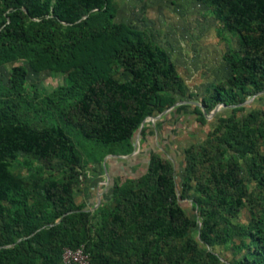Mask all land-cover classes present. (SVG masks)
<instances>
[{
    "label": "trees",
    "instance_id": "obj_1",
    "mask_svg": "<svg viewBox=\"0 0 264 264\" xmlns=\"http://www.w3.org/2000/svg\"><path fill=\"white\" fill-rule=\"evenodd\" d=\"M196 1L211 10L219 37L239 39L224 55L229 76L186 112L204 125L216 106L229 111L184 149L182 189L194 182L198 236L177 195L175 162L160 151H150L143 173L115 181L94 212L74 197L76 164L131 154L133 134L147 136L144 120L186 93L166 50L116 21L115 0H0V68L23 61L7 85L0 78V264H64L63 248L81 244L89 264H264V104L239 114L252 96L264 102V0ZM24 63L65 73L66 82L29 97ZM18 152L58 160L68 175L18 177L9 169ZM247 204L248 222L234 224ZM234 236L244 253L224 261L212 247Z\"/></svg>",
    "mask_w": 264,
    "mask_h": 264
},
{
    "label": "rangeland",
    "instance_id": "obj_2",
    "mask_svg": "<svg viewBox=\"0 0 264 264\" xmlns=\"http://www.w3.org/2000/svg\"><path fill=\"white\" fill-rule=\"evenodd\" d=\"M117 11L115 20L122 21L128 25L148 31L153 41L158 46L163 47L174 62L178 72L183 77L187 86L184 95L177 93L176 103L173 107L182 104L185 111L191 112L194 103L201 100L207 87L224 80L229 76L230 70L226 65L224 55L230 50H238L239 39L234 33H226V38L217 35V22L211 10L204 4L196 0H115ZM8 63L0 68V78L7 85L10 68L14 64ZM27 69V93L32 97L38 93L43 97L49 94L58 85L65 84L66 74L45 70L34 72L28 65L24 63ZM263 101H258L255 96L246 100L245 111L239 113L246 114L250 108L262 107ZM165 109L161 113L149 116L145 119L144 124L148 130L151 128L152 134L142 137L137 131L133 134V149L136 148L134 158L140 164L134 171L128 172L122 169V161L124 158H118L117 169L114 173L123 181L126 176L135 177L143 173L146 169L150 151H160L175 162V182L177 195L182 203L186 213L197 221V226L193 228L192 233L198 236L200 220L199 214L192 207L196 193L193 191L194 182L190 191H183V168H184V149L189 146L197 147L206 139L207 132L214 128L218 123L217 118L224 114H228V110L219 107L217 112L214 109L207 114L206 124H201L197 120L194 113L186 114L187 120L179 128L177 123V115L175 108ZM147 130V131H148ZM146 138V140H145ZM108 155L102 161L109 159ZM19 160H10L9 169L16 176L30 179L33 175L49 176L56 179H62L68 175L58 160L51 163H41L33 159L30 155L18 152ZM83 158H85L83 156ZM24 160L31 162V166L27 167L23 163ZM102 161L90 162L82 167L76 164L75 168L80 173L79 180L75 188L76 202H82L87 198L85 187L91 185L95 188L98 186L99 192L104 191L105 187H111L112 184L97 183L96 180L102 179ZM87 178L96 179L94 182L87 181ZM249 188L254 186L248 181ZM112 183V182H111ZM91 211L94 212L95 205L92 201L89 203ZM262 205L256 204L255 211L261 210ZM98 215V214H95ZM251 216L249 205L247 204L232 222L246 224ZM98 216L92 221L95 222ZM239 243V237L234 236L225 244H219L212 247L222 260L232 261L239 258L244 251L237 254L235 245Z\"/></svg>",
    "mask_w": 264,
    "mask_h": 264
},
{
    "label": "crops",
    "instance_id": "obj_3",
    "mask_svg": "<svg viewBox=\"0 0 264 264\" xmlns=\"http://www.w3.org/2000/svg\"><path fill=\"white\" fill-rule=\"evenodd\" d=\"M175 113H176V117H177V123L179 124V128H181V126L184 124V122H186L187 120V116H186V112L183 108H182V104L177 105V107L174 109ZM151 128H149V130L147 131V138H149V136L153 135ZM146 140V138H145ZM136 152V148L133 149L132 153L129 155H110L109 159H106L104 161H102V179L101 180L99 178V180L93 179L92 178H87L86 180L89 182L91 181L94 182L95 180L97 181V183H105L106 185L108 184H113L115 181H119L120 178L117 177V175L114 173V171L118 168V158H124L121 159L119 161H122V169L124 171H128V172H132L135 170L136 167H139V163L137 160H134V158H130L129 160H127L128 157L130 156H134ZM108 156V155H107ZM106 156V157H107ZM105 157V158H106ZM104 158V159H105ZM127 177H131V176H126ZM124 178V179H125ZM112 182V183H111ZM111 188V187H110ZM110 188L109 187H105L104 191L99 192L98 186L96 185L95 188L91 187V185H86L85 187V191H86V196L87 198L85 200H83L82 202L90 208L89 203H91L92 201L94 202L95 208H97L102 202L105 201V199L107 198L109 192H110ZM74 197L76 199V196L74 194ZM82 202H78V203H82Z\"/></svg>",
    "mask_w": 264,
    "mask_h": 264
},
{
    "label": "built area",
    "instance_id": "obj_4",
    "mask_svg": "<svg viewBox=\"0 0 264 264\" xmlns=\"http://www.w3.org/2000/svg\"><path fill=\"white\" fill-rule=\"evenodd\" d=\"M61 258L64 264H89V252L83 244L74 248L65 246Z\"/></svg>",
    "mask_w": 264,
    "mask_h": 264
},
{
    "label": "water",
    "instance_id": "obj_5",
    "mask_svg": "<svg viewBox=\"0 0 264 264\" xmlns=\"http://www.w3.org/2000/svg\"><path fill=\"white\" fill-rule=\"evenodd\" d=\"M219 107H221V106H220V105L216 106V107L214 108L213 113L217 112V110L219 109ZM144 122H145V120H144ZM144 122L142 123V125L144 124Z\"/></svg>",
    "mask_w": 264,
    "mask_h": 264
}]
</instances>
